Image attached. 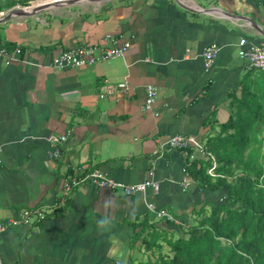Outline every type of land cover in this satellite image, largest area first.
<instances>
[{
    "label": "crops",
    "instance_id": "1",
    "mask_svg": "<svg viewBox=\"0 0 264 264\" xmlns=\"http://www.w3.org/2000/svg\"><path fill=\"white\" fill-rule=\"evenodd\" d=\"M38 1L0 0V17ZM260 2L90 0L0 25V48L11 59L8 65L0 56V223L26 210L45 216L7 228L0 264H154L159 253L146 251L148 226L175 239L183 235L148 204L186 226L196 220L208 195L188 168L207 160V153L200 156L208 121L214 111L227 121L228 97L250 70L239 41L264 45L256 29L264 31ZM127 42L124 57L89 68L58 70L52 63L71 48ZM212 44L220 52L206 73L202 53ZM149 85L158 99L146 112ZM177 135L190 141L189 156L169 146ZM63 136L62 158L50 159L51 140ZM93 172L129 185L154 173L158 187L126 196L83 185L64 195L66 180Z\"/></svg>",
    "mask_w": 264,
    "mask_h": 264
},
{
    "label": "trees",
    "instance_id": "2",
    "mask_svg": "<svg viewBox=\"0 0 264 264\" xmlns=\"http://www.w3.org/2000/svg\"><path fill=\"white\" fill-rule=\"evenodd\" d=\"M228 101L227 121L217 111L208 121L207 160L188 168L208 195L193 213L197 224L178 226V239L148 226L154 264H264V71L250 69Z\"/></svg>",
    "mask_w": 264,
    "mask_h": 264
},
{
    "label": "built area",
    "instance_id": "3",
    "mask_svg": "<svg viewBox=\"0 0 264 264\" xmlns=\"http://www.w3.org/2000/svg\"><path fill=\"white\" fill-rule=\"evenodd\" d=\"M130 43H124L119 45L114 43L111 46L103 47L99 45H85L80 47L71 48L69 50L63 51L58 54L53 59V66L58 70L67 69H79V68H89L95 66L102 62H107L110 60L120 59L125 56L130 48ZM239 57L247 63V66L251 69L257 71H264V45L255 43L248 37H243L239 41ZM16 54H21V50L17 49ZM220 48L216 44L208 45L203 53L202 58L204 62V71L210 73L216 63L219 56ZM0 56L4 59H9L7 64L11 62L10 53L8 49L3 46L0 48ZM121 89H125L126 85H121ZM147 98L144 110L149 112L153 109L156 101L158 99V92L155 86L149 85L146 88ZM104 98V96H101ZM53 150L49 152V157L52 160H59L62 158V152L60 146L68 141V137H55L52 140ZM169 146L173 149L179 150L182 153L188 154V150L191 148L190 141L181 135L174 136L170 142ZM154 173H151V177L141 183L135 185H129L122 182H118L106 174L101 172H93L80 179H68L65 181L63 186L64 195L68 196L75 189L83 186L89 185L93 188H107L116 193H121L126 196H133L139 193H146L150 189L157 190V184L154 181ZM148 209L150 212L155 213V217L158 219H163L167 222L174 223L177 226L187 227L180 220L178 221L173 215H171L167 210L158 209L155 204H148ZM33 216H38L39 220H44L45 216L38 210H26L20 213L17 218L8 221L7 224L0 223V236L7 230L8 227H19L24 224H29Z\"/></svg>",
    "mask_w": 264,
    "mask_h": 264
},
{
    "label": "water",
    "instance_id": "4",
    "mask_svg": "<svg viewBox=\"0 0 264 264\" xmlns=\"http://www.w3.org/2000/svg\"><path fill=\"white\" fill-rule=\"evenodd\" d=\"M41 1L37 2V5L32 8V9H13L12 11H10V13H8L7 16L4 17H0V25L10 21L14 18H18V17H24V18H30L33 17L35 14L44 11L45 9H48L50 7H67L70 6L72 4H76V3H81L82 1H90V0H54V2L52 4L49 5H45V4H41ZM92 1V0H91ZM94 1H103V0H94ZM228 16H231L233 18H245V17H241V16H233L227 13ZM264 36V35H262Z\"/></svg>",
    "mask_w": 264,
    "mask_h": 264
},
{
    "label": "rangeland",
    "instance_id": "5",
    "mask_svg": "<svg viewBox=\"0 0 264 264\" xmlns=\"http://www.w3.org/2000/svg\"><path fill=\"white\" fill-rule=\"evenodd\" d=\"M35 5H37V2L34 4V6ZM34 6H32L31 8H26V9H32V8H34ZM249 69H251V68H249ZM227 112L230 114L229 106H228V111ZM202 156H206V150H205V155L202 153V155L200 157H202ZM210 173H212V170H210ZM196 224H197V220L194 219L193 222L190 225L195 226ZM163 252L166 253V254H168L169 253V248L168 247H165V249L163 250Z\"/></svg>",
    "mask_w": 264,
    "mask_h": 264
},
{
    "label": "bare ground",
    "instance_id": "6",
    "mask_svg": "<svg viewBox=\"0 0 264 264\" xmlns=\"http://www.w3.org/2000/svg\"><path fill=\"white\" fill-rule=\"evenodd\" d=\"M53 2H54V1H53ZM53 2H52V3H53ZM52 3H51V4H52ZM245 20H246V21H249L248 19H245ZM251 22H252V21H251ZM252 23L255 25L254 22H252ZM256 29L260 32L261 35H264V31H262L261 29H259V27H256Z\"/></svg>",
    "mask_w": 264,
    "mask_h": 264
}]
</instances>
